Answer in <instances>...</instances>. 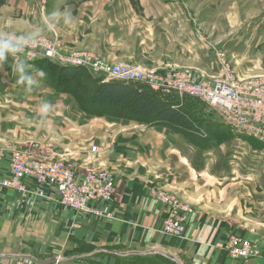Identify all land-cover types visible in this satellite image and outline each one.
<instances>
[{"label": "crops", "instance_id": "0c3cea01", "mask_svg": "<svg viewBox=\"0 0 264 264\" xmlns=\"http://www.w3.org/2000/svg\"><path fill=\"white\" fill-rule=\"evenodd\" d=\"M56 1L60 7L64 4ZM108 10L136 15L148 31L160 29L162 37L179 39L183 55L194 61L185 66L193 78L218 71L214 52L199 42L189 44L192 21L179 1L136 0L133 5L131 0H115ZM26 21L37 29L41 20L27 12ZM6 52L0 45V55L5 53L0 57V118L8 120L0 126V149L5 150L0 182L10 175L12 151L22 142H48L56 149L73 148L71 158L80 179L88 169L112 172L116 193L105 206L113 213L110 219L61 205L54 186L40 187L29 177L23 180L28 192L0 184V255H17L35 264H144L160 258L173 264H264V258H233L224 249L232 233L264 246V228L240 219L264 211V174L248 173L236 154L225 157L224 143L204 147L212 142L203 141V130L200 138L189 139L165 125L89 116L72 96L53 89L42 70L26 63L16 66ZM167 66L162 73L180 65ZM173 98L185 102V97ZM16 111L30 119L23 122L26 127L18 120L26 129L22 136ZM204 118L217 121L211 115ZM92 145L98 148L91 151ZM154 186L172 190L194 205L184 237L161 231L166 208L153 196Z\"/></svg>", "mask_w": 264, "mask_h": 264}, {"label": "rangeland", "instance_id": "374dc122", "mask_svg": "<svg viewBox=\"0 0 264 264\" xmlns=\"http://www.w3.org/2000/svg\"><path fill=\"white\" fill-rule=\"evenodd\" d=\"M7 1L0 0V45L8 49L6 54L16 66L22 63L31 64L33 68L37 71L42 70V73L48 77L45 70L47 65L45 62L48 61L43 60L46 58H30L27 52L32 50L39 52L40 48L54 47L57 51L70 55L88 52L94 62H100L103 65L141 69L162 75L187 72L192 79H195L185 67L194 65V61L183 55L184 51L179 49V39L162 37L160 34L163 31L160 29L154 32L148 31L145 28L147 23L142 22L136 15L128 17V15L108 10L110 5H114L115 0H63L62 7L56 0H12L10 5ZM131 1L133 5L136 4V0ZM162 1L175 2L176 0ZM177 1L187 12L188 22L192 21L188 28L190 31L193 30V38L190 36V41L187 40L191 47L195 42H199L201 47L215 54L214 63L217 64L218 71L201 79L214 80L219 77L222 68L219 55H223L234 75L240 80L264 77V0ZM27 12H31L41 20L37 29L31 27L26 21ZM189 54L193 55V53ZM168 63H176L180 66H173L174 70L162 73V67L165 70L168 69ZM83 68L91 73L89 68ZM95 77L102 81L100 77ZM136 78L134 74L124 81H141ZM185 102L200 115H211L213 119L222 123L223 127L227 126L223 123L222 117L216 111L209 109L204 101L186 99ZM10 110L14 113L13 108ZM15 114L20 132L18 136H22L24 135L21 134L22 131L26 129L19 127L18 120L21 126L26 127L23 122L30 119L25 112L17 113L16 111ZM4 118L5 116L2 115L0 126L8 122ZM67 132L68 130L64 131L65 137L68 135ZM232 134L230 139L222 142L225 157L233 158V154H236L240 159L239 163H246L248 173L264 174V147L254 142L246 143L245 138L239 133L232 131ZM46 143V145L38 146L31 141L22 142L20 147L14 150L25 151L37 158L62 159L75 163L71 158L73 148L56 149L52 147L53 145ZM97 148V145H92L90 149L95 151ZM98 169L109 171L104 168ZM152 190L172 194L189 204L195 211L190 201L183 199L172 190L157 186H154ZM245 216L247 217H240L243 223L264 228V211ZM5 263L3 261L0 264ZM144 264L173 263L160 258L154 262L146 261Z\"/></svg>", "mask_w": 264, "mask_h": 264}, {"label": "built area", "instance_id": "2783aa9c", "mask_svg": "<svg viewBox=\"0 0 264 264\" xmlns=\"http://www.w3.org/2000/svg\"><path fill=\"white\" fill-rule=\"evenodd\" d=\"M40 49L39 52L32 50L27 53L30 58L43 57L62 65L87 67L94 76L100 77L103 83L124 81L136 74V79L141 80L139 82L159 90L166 96L198 98L207 103L209 109L216 111L234 133L248 135L264 143V77L238 79L223 55H219L222 68L217 79L196 80L187 72L162 75L141 69L103 65L94 62L88 52L70 55L57 51L54 47ZM4 155L5 150L0 149V160ZM27 177L34 179L40 187L54 186L58 193V202L78 213L99 218L114 217L105 207L113 200L116 193L115 176L110 171L88 169L80 179L77 176L75 163L62 159L37 158L25 151L13 150L11 173L1 180L0 184L12 190L28 192L23 182ZM152 194L166 208L161 231L175 237H184L188 216L194 212L193 208L172 194L156 191H152ZM224 249L233 258L244 260L264 258V246L258 241L245 239L234 233L229 236ZM3 261L6 262L5 264H35L17 255H0V263Z\"/></svg>", "mask_w": 264, "mask_h": 264}, {"label": "trees", "instance_id": "16d2710c", "mask_svg": "<svg viewBox=\"0 0 264 264\" xmlns=\"http://www.w3.org/2000/svg\"><path fill=\"white\" fill-rule=\"evenodd\" d=\"M43 60L48 61L45 70L53 89L72 96L79 109L89 116L165 125L189 139L200 138L199 133L203 130L206 133L203 141L212 142L204 147L218 145L233 135L228 126L223 127L218 121L211 123L190 104H181L179 98L161 96L159 90L149 85L124 81L103 83L81 66H64L47 58ZM186 99L198 98L185 96ZM244 138L264 147L251 136Z\"/></svg>", "mask_w": 264, "mask_h": 264}]
</instances>
